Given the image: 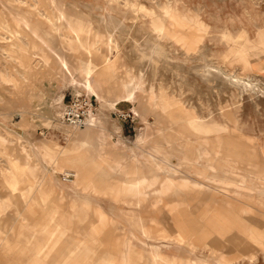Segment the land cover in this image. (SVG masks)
I'll use <instances>...</instances> for the list:
<instances>
[{"label":"rangeland","instance_id":"1","mask_svg":"<svg viewBox=\"0 0 264 264\" xmlns=\"http://www.w3.org/2000/svg\"><path fill=\"white\" fill-rule=\"evenodd\" d=\"M126 2L157 16L170 8L194 18L204 29V50L185 54L172 40V28L160 32L148 13L126 11ZM113 5L120 12L104 0H0V264H123V252L135 258L144 249H160L170 258L183 249L191 253L194 204L208 213L209 204L224 200L222 216L234 220L236 214L246 227L213 235L209 264H264V182L223 162L261 164L249 143L254 138L264 144V98L256 111L255 99L246 97L240 128L224 120L230 128L222 134L188 125L183 115L188 101L203 117L220 107L232 112L236 90L233 100L223 90L218 97L217 88L200 82L193 69L201 63L218 68L222 85L223 74L233 73V67L235 77L243 73L231 62L236 46L243 47L251 78L264 88V49L257 41L264 32V0H117ZM132 19L137 21L129 29ZM74 27L82 30L91 54L71 45ZM198 57L203 60L196 62ZM86 72L97 96L82 84ZM77 95L90 98L94 108L82 129L58 122L63 104ZM48 135L61 145L47 144ZM65 137L71 140L64 144ZM186 144L192 150L186 152ZM26 163L27 182L17 173ZM66 173L74 174L70 182L62 180ZM228 174L241 179L227 185ZM166 176L187 181L196 193L174 186L163 190ZM138 181L141 201L126 192ZM96 208L105 217L103 225Z\"/></svg>","mask_w":264,"mask_h":264},{"label":"bare ground","instance_id":"2","mask_svg":"<svg viewBox=\"0 0 264 264\" xmlns=\"http://www.w3.org/2000/svg\"><path fill=\"white\" fill-rule=\"evenodd\" d=\"M117 2V0H104L108 6H110V10L114 13L120 12L119 7L117 8L116 5H113L114 2ZM112 7V8H111ZM116 7V8H115ZM101 10V8H99ZM125 9L128 12H132L136 15L138 14H143V12L148 13V18L151 24L155 27H160V32L166 30L168 31V27L172 28L174 30L173 33V39L175 44H179V46L184 50L185 54H195L202 49L204 50V46H202L203 43V27L202 25L197 22L194 18H188L184 13L176 10V9H164V14L163 16H157L155 15L154 10H149L146 9L143 5L141 4H136L132 2H126L125 3ZM101 12V11H100ZM78 18H83L86 17L87 15H75ZM76 18V23L80 25L81 20H77ZM100 21L104 22L106 19L103 18L102 15H100ZM110 22H113L115 24L120 23L119 20L115 21L112 17L107 18ZM134 19V18H133ZM131 20L128 25L129 29H132V27L136 24L137 20ZM137 19V17L135 18ZM164 24L162 21H164ZM80 21V22H79ZM79 22V23H78ZM161 22L162 24H159ZM124 24V23H123ZM264 25V23L262 24ZM264 27V26H263ZM145 28V25L140 26V31L143 32ZM146 29V28H145ZM159 30V29H158ZM71 38H70V43L71 45L74 46H81L83 47L87 53L91 54L92 48L91 45H89L86 41V39H83L82 37V30L78 27H74L71 30ZM138 31V30H137ZM86 34L89 33V31H85ZM145 32V31H144ZM166 32H164L166 34ZM139 34V33H138ZM170 37V36H169ZM138 38V37H137ZM172 38V37H171ZM136 39V38H135ZM257 40V38H256ZM138 41V40H137ZM137 41H135V44H137ZM258 43L259 45L264 49V32L258 33ZM226 45V44H225ZM234 61H231L232 63H239L241 65L240 69L243 73L238 74V76H234L235 74L234 70H236V67H233V70L230 72V75L225 76L223 74L222 77V85H219V81H217V78L221 75L220 71L218 68L212 69L211 65L201 63L197 68L193 69L194 74L193 76L195 78H199L200 76V82L202 83H209L211 85V88H217V96H219V92L224 91L225 94H227V98L229 99H234V90H236V96H237V102L233 104L234 109L232 112H227L225 113L222 110V107L218 108V113L214 114L212 111H208V114L206 117H203L198 113L197 107H195L193 104L188 102H185L184 106V116L186 117V124L188 125H195L199 124L200 126H197V128H201L202 130L205 129H210L216 134H222L229 129V123L237 125L239 123V126L237 129L240 128V120L241 118V109L242 108V102L247 98H254L255 100L252 99V104L253 106L256 107V111H258V100L261 98H264V88H260L258 86V79H254V77L251 78V73L252 70V64L247 58L243 47L241 46H236L234 49H232ZM230 52V51H229ZM193 58V56H192ZM197 58V57H196ZM199 59L195 60L196 62H200L203 60L202 57H198ZM111 62L109 59H105L104 63L108 64ZM230 62V61H229ZM62 65H66L63 63ZM219 65V64H218ZM200 72V75L198 76L196 74ZM260 72H264L263 69L260 70ZM236 75V74H235ZM86 78L82 82L83 86L91 93L96 95V92L94 91L92 84L90 82L89 73L86 72L85 74ZM241 76H244L245 79L241 78ZM257 83V84H256ZM209 85V86H210ZM187 87V85H186ZM190 87V86H189ZM191 88V87H190ZM234 89V90H233ZM97 96V95H96ZM151 99H153V95L151 94ZM200 99V98H199ZM236 101V100H234ZM232 105V104H231ZM224 108H227L225 106ZM178 110V109H177ZM224 120H228L229 123L226 125L224 123ZM92 126V125H91ZM234 126V125H233ZM196 127V126H195ZM240 132V131H239ZM219 137V136H217ZM218 139V138H217ZM251 142L249 143L250 148H251V155L253 156V152L257 153L256 158L260 160L261 164L258 166V168H254L253 166H250V161L248 162L249 165L245 164L243 165L242 163H237L236 160H231L229 162H223L228 166V168H233L234 170H244L248 171L252 175H254L258 181L261 183L264 182V144L263 143H256V140L254 141V138H250ZM64 144L67 143L66 141H70L71 138H64ZM46 142L49 145L59 147L61 145V142L59 143L55 139L52 138L51 135H48L46 138ZM63 144V145H64ZM193 146L190 144L185 145V150L186 152L192 150ZM253 151V152H252ZM48 153V152H47ZM49 155V154H48ZM189 163H193V160ZM239 165V166H237ZM254 168V169H251ZM211 171H214V168L210 167ZM17 173L21 174L25 177L26 182L29 180L28 175H31V171L29 169L28 164H23V166H18L17 167ZM229 175V174H228ZM229 175L227 177V185H232L236 184L237 182L240 181L241 177L238 176V174L234 175L235 177L231 179ZM230 178V179H229ZM166 186H162L161 188L163 190H167L168 186H174L176 189L180 191H184L187 194L190 193H196L194 190L197 189H192L187 181L178 183L174 181L171 177L166 176L165 178ZM140 182L138 181L137 183H134L129 186L128 190L126 191L127 193H131L137 200L141 201L142 199V194L139 190ZM77 185V184H75ZM40 187V185H39ZM37 189V187H36ZM225 196H223L224 198ZM228 202L224 200L223 202L219 203L218 205H213L209 204L208 205V213H204L200 210V206L197 204H194L193 206V222L191 224L190 228V236L194 238L192 242V251L191 253H188L187 250H181L179 253H177L176 256H172L171 258L168 256V254L165 251H162L160 249H155L152 251L145 250L143 251V255L138 256L135 258V256L128 257V254L126 252L121 253V259L125 260L123 264H134L135 261H140V260H145L147 261L148 264L151 262H155V264H158L161 262V264H209L207 260L208 253L209 251V246L214 243L212 241L208 242V240L215 235L216 238L220 236H224L226 234V231L230 233L232 230H236L237 232H241L243 230V226L246 224L241 223V219L235 214L236 218L233 217L234 220L231 218V214L228 215L227 217L222 216V212L224 211V203ZM201 211V212H200ZM231 213V212H229ZM94 215L98 219L99 224L103 225L105 217L102 215V213L99 211L98 208L94 210ZM140 219V217H139ZM139 219H137L139 221ZM137 221V222H138ZM140 223V222H139ZM242 225V226H241ZM246 227V226H245ZM249 228L252 227V223H249L248 225ZM244 231V230H243ZM156 235V234H155ZM219 239V238H218ZM182 240V239H181ZM208 242V243H207ZM123 246H125L126 240H123L122 242ZM127 246V245H126ZM129 247V246H128ZM176 248V247H175ZM177 250V248H176ZM194 250L196 252H194ZM225 262V260H224Z\"/></svg>","mask_w":264,"mask_h":264},{"label":"built area","instance_id":"3","mask_svg":"<svg viewBox=\"0 0 264 264\" xmlns=\"http://www.w3.org/2000/svg\"><path fill=\"white\" fill-rule=\"evenodd\" d=\"M93 111V103L90 98L82 95L72 96L63 104L58 122L70 128L82 129L89 123ZM73 178L74 174L72 173L62 176L64 182H70Z\"/></svg>","mask_w":264,"mask_h":264}]
</instances>
